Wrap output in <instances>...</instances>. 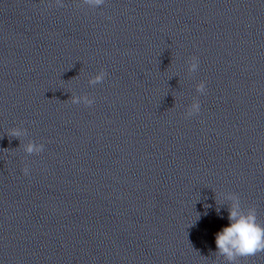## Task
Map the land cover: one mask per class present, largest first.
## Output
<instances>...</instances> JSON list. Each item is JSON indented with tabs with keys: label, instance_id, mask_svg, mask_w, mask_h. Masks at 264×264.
<instances>
[{
	"label": "clouds",
	"instance_id": "1",
	"mask_svg": "<svg viewBox=\"0 0 264 264\" xmlns=\"http://www.w3.org/2000/svg\"><path fill=\"white\" fill-rule=\"evenodd\" d=\"M83 5L95 9L103 6L106 0H81ZM56 7H63L62 0H54ZM199 69V59L192 56L188 61V72L195 73ZM108 73L101 69L97 74L88 80V84L95 86L103 83ZM196 92L199 94L206 93V84L204 81L196 85ZM73 104H84L91 106L94 103V97L88 95H72L70 98ZM201 104L198 99H193L192 103L185 111V118H190L199 114ZM10 137L20 138L27 136V129L24 127H13L8 133ZM20 147L28 155L40 154L44 151V144L37 143L29 139ZM22 173L29 175L30 169L27 164L21 169ZM223 199L227 202L229 226L223 227L221 231L216 234V255L223 257L226 264H238L241 258H248L264 252V223L258 220L257 209L255 206L245 207L241 201V197L235 192H225L222 194ZM225 205V204H224Z\"/></svg>",
	"mask_w": 264,
	"mask_h": 264
}]
</instances>
